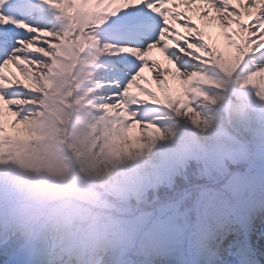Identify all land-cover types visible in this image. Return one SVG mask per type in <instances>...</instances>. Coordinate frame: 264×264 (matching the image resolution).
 <instances>
[{
  "label": "rangeland",
  "instance_id": "rangeland-1",
  "mask_svg": "<svg viewBox=\"0 0 264 264\" xmlns=\"http://www.w3.org/2000/svg\"><path fill=\"white\" fill-rule=\"evenodd\" d=\"M59 33L54 43L44 38L46 42L40 44L43 53L36 58L16 56L15 60L29 68L30 80L27 86L12 91L16 95L2 96V100L11 101L6 105L10 108L5 122H1L0 112V264H58L48 246L26 242L20 235L14 203L17 191L28 185L52 198L53 186L76 193L82 197L79 200L94 204L92 210L82 209L75 201L67 211L98 213L109 223L124 207L118 214L122 236L133 245L125 259L135 264H208L202 243L227 225L238 227L244 235L233 244L238 251L242 239H248L254 211L264 209V156L260 154L264 152V126H250L249 132L241 133L236 126L243 110H237L232 121L228 117L236 108L235 101L242 99L254 110L250 116L258 119L253 107L262 104L260 94L264 93V62L258 61L264 54V34L246 38L242 47H249L248 59L242 63L237 58V66L228 71L222 69L221 61L227 56L213 46V53L199 56L186 72L163 73L158 86L145 70L142 77L121 89L107 44L102 42V50L93 54L91 43L101 40L92 38L84 27ZM205 39L211 37L206 33ZM232 45L240 47L235 40L223 46ZM209 63L212 65L207 67ZM165 65L170 64L165 61ZM196 74L201 78L195 79ZM167 82L176 83L182 94L176 105L185 117L179 122L197 125L209 142L194 139L187 149L168 159L162 157L157 169H150L138 159L130 161L121 149L116 120L144 122L150 113L149 117L163 112V106L174 102L166 95L172 87ZM106 95L115 104L105 99ZM221 96L228 98L227 107L218 104ZM189 99L195 103L191 101L187 112L183 104ZM225 154L236 155L238 167L222 174L223 166L216 161L224 162ZM190 159L207 163V170L202 162L200 167L206 180L179 189L173 185L175 173L180 167L188 173ZM209 174L211 178H207ZM66 181L70 185L65 186ZM158 185L168 186L170 191L151 198L150 187ZM3 226L9 229L3 230ZM37 226L47 227L42 218ZM204 229L206 242L201 239ZM260 231L264 238V226ZM244 244L248 247L247 241ZM230 258L224 262L233 264L228 263Z\"/></svg>",
  "mask_w": 264,
  "mask_h": 264
},
{
  "label": "snow or ice",
  "instance_id": "snow-or-ice-1",
  "mask_svg": "<svg viewBox=\"0 0 264 264\" xmlns=\"http://www.w3.org/2000/svg\"><path fill=\"white\" fill-rule=\"evenodd\" d=\"M245 9L251 15L244 27L247 35L264 34V0H0V65L16 56L36 58L35 52L20 51L33 37L54 43L59 30L67 33L84 27L92 38L109 46L114 75L121 89H126L145 70L162 80L161 60L181 73L194 67L193 59H199L201 51L207 54L211 50L205 28L212 23H230ZM153 49L160 55H154ZM258 61L264 62V54ZM4 94L6 98L16 95L7 90ZM124 211L123 207L118 214ZM118 214L109 223L110 264H135L125 259L133 245L123 239ZM207 238L204 229L201 239L206 242ZM202 247L206 248V243Z\"/></svg>",
  "mask_w": 264,
  "mask_h": 264
},
{
  "label": "bare ground",
  "instance_id": "bare-ground-1",
  "mask_svg": "<svg viewBox=\"0 0 264 264\" xmlns=\"http://www.w3.org/2000/svg\"><path fill=\"white\" fill-rule=\"evenodd\" d=\"M192 13H189L191 15ZM251 20V15L247 11V9L243 10L239 17H234L230 23H222L216 24L212 23L205 28V35L211 37L209 43L211 44V52L213 53V46L217 48L225 57L226 60L223 61V70L228 71L231 66L234 68L237 66L238 62L236 60H240L242 63H245L248 59V55L250 54L249 47H242L246 38H248L247 33L244 30L245 22ZM197 22H200L197 20ZM254 23V21H252ZM229 25H232L231 27ZM237 26V27H236ZM60 35L57 37L59 38ZM241 38V39H240ZM46 39L37 40L34 38L30 41L29 45L21 48L22 52H35L37 55H41L43 52L40 49V44L46 42ZM239 41L240 47L237 46H223L226 42L230 41ZM60 45H63L61 42ZM91 47L94 48V53H97L98 50H102L103 48L102 41L98 44H92ZM216 51V49H214ZM264 50V49H263ZM226 51V53H225ZM217 52V51H216ZM153 54L159 56L160 53L153 49ZM205 52L201 51L199 56H205ZM36 55V56H37ZM238 58V59H237ZM195 59V58H194ZM194 61H198L197 59ZM24 60V59H23ZM14 60L5 62L0 67V110L1 112V122H5V112L10 108H6V105L9 103L7 100H2V95L4 94V90L8 92L15 91L16 88H22L27 86V79L30 77L29 68L22 61L15 60V65L12 62ZM162 67L164 68L163 73H167L170 75H179V72L173 65L164 66L165 61H160ZM214 64V63H213ZM212 63H209L207 67L211 66ZM253 66L258 65L252 64ZM25 68L23 71L22 69ZM24 72V75L22 74ZM186 72V71H185ZM262 70H259L261 73ZM145 75L147 73L145 72ZM152 82L155 86H158V80L151 77ZM201 74H196L195 79H200ZM170 83V84H169ZM15 84V85H14ZM166 85L169 87L170 85V93L166 94L171 100L174 102L165 105L162 108L164 109L161 113H156L153 116L149 117L151 113L144 119V122H135V123H123L119 120H116L118 125V138L121 140V149H124V153L127 154L128 159L134 162L136 159L142 161L150 169H157V167L163 162L162 157H168L172 154L179 152L180 150L187 149L190 145L191 141L197 139L201 142L208 143L209 137L201 132V129L197 125L187 126L185 123L179 122V120H183L184 113L181 112V107L176 104L182 99L181 92H177L176 83L167 82ZM2 93V95H1ZM105 93V91H104ZM159 96V95H158ZM161 98H165L164 94L161 95ZM107 100L113 101L109 98V95H106ZM194 99L187 100L184 103V110L187 108V112H190V104ZM114 102V103H113ZM111 103L115 104V101ZM218 104H221L222 107L228 106V98L225 96H221L218 99ZM262 104L255 105L253 108L255 109V115L258 116V119H253L250 115L254 110H251L250 106L247 104L245 100L237 99L235 101L236 108L231 109L229 112L228 119L232 121L236 112L243 110V113L240 115L239 122L236 126L237 131L241 133L249 132L251 127H262L264 126V96L261 99ZM7 109V110H6ZM238 110V111H237ZM118 111L116 110L113 115L116 116ZM27 127V126H26ZM22 129H26L25 125L21 126ZM24 134V132H22ZM251 228L248 230L247 240L242 239L244 243L248 242V247L245 246L243 242L240 243L242 246L238 249L239 253H244L247 257L248 264H258L260 261H263L264 264V238L260 236L262 233L260 230L264 226V209H257L254 211L251 220ZM243 234L241 231H238V227L233 228L231 225L223 226L218 229L206 242V248H203V254L205 256L206 262L208 264H220L224 262V259H228L231 254H233L236 250H234L233 244L238 242L239 238H243ZM230 238V240H227ZM233 247V248H232ZM211 250L216 253L213 257L209 254ZM231 253V254H230Z\"/></svg>",
  "mask_w": 264,
  "mask_h": 264
},
{
  "label": "clouds",
  "instance_id": "clouds-1",
  "mask_svg": "<svg viewBox=\"0 0 264 264\" xmlns=\"http://www.w3.org/2000/svg\"><path fill=\"white\" fill-rule=\"evenodd\" d=\"M34 186H24L16 193V212L21 237L48 246L58 264H110L112 248L109 222L98 213L73 214L67 209L82 199L73 192H62L55 198ZM47 227H38L40 219ZM112 221V220H111Z\"/></svg>",
  "mask_w": 264,
  "mask_h": 264
},
{
  "label": "trees",
  "instance_id": "trees-1",
  "mask_svg": "<svg viewBox=\"0 0 264 264\" xmlns=\"http://www.w3.org/2000/svg\"><path fill=\"white\" fill-rule=\"evenodd\" d=\"M258 149H260V148H258ZM261 149H264V147H262ZM260 154L264 156V152L260 151ZM235 156L236 155H233V156L229 155L228 156L227 154H225L224 157L227 158V159L224 162H223V160L222 161L221 160H219V161L217 160L216 161L218 165L223 166L222 174H224L227 169L228 170H230V169L235 170V167H238V163L234 159ZM259 159H261V158H258V160ZM263 160H264V157H263ZM201 162H202V164L204 166V170H207V163L203 159L202 160H200V159L199 160L190 159L186 163V168H188L187 169L188 173H185L186 171H184L183 168L180 167V169H178V171H176V173H175L173 185L175 187L179 188V189H183V188H186V187L190 186L193 183H201V182L205 181L206 177L202 176V172H201V169H200ZM211 177H212V174H209L207 176V178H211ZM64 185L68 186L70 184L68 183V184H64ZM154 187L155 186H152L149 189V196L151 198H153L156 195L162 196L163 194H166V193H168L170 191L168 186L158 185L155 188ZM51 190H53V192H54V198L58 194H60L62 192H70V191H67L64 188H60V187H57V186H53L51 188ZM123 191H125V190H123ZM122 196H124L123 193L119 195L120 198ZM54 198H53L52 202L50 203V207L55 202ZM114 198H117V196H114ZM126 200H128V199H126ZM76 201H77V204L84 210H92L91 207L94 205L92 203H89L88 201H83V200H76ZM96 208L97 207H94L93 209H96Z\"/></svg>",
  "mask_w": 264,
  "mask_h": 264
}]
</instances>
